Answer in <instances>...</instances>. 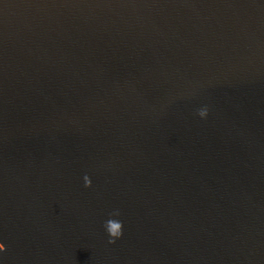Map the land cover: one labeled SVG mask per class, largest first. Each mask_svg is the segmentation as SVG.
<instances>
[{
	"label": "water",
	"instance_id": "95a60500",
	"mask_svg": "<svg viewBox=\"0 0 264 264\" xmlns=\"http://www.w3.org/2000/svg\"><path fill=\"white\" fill-rule=\"evenodd\" d=\"M0 243L264 264V0H0Z\"/></svg>",
	"mask_w": 264,
	"mask_h": 264
},
{
	"label": "clouds",
	"instance_id": "9594fccd",
	"mask_svg": "<svg viewBox=\"0 0 264 264\" xmlns=\"http://www.w3.org/2000/svg\"><path fill=\"white\" fill-rule=\"evenodd\" d=\"M201 116L206 118L208 116L207 110H205L204 112H201ZM87 186L91 187L90 184H88ZM105 232L107 233V235L109 237V242L115 243L117 240L122 238L124 229H123V226L117 227L115 224H113L110 229L106 228ZM5 251H6L5 244L0 243V253H3Z\"/></svg>",
	"mask_w": 264,
	"mask_h": 264
}]
</instances>
